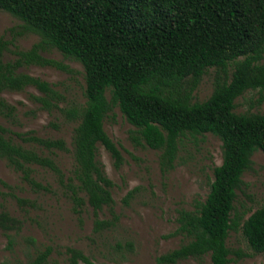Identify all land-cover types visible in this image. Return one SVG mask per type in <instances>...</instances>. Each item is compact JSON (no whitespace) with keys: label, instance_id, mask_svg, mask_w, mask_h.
<instances>
[{"label":"trees","instance_id":"trees-1","mask_svg":"<svg viewBox=\"0 0 264 264\" xmlns=\"http://www.w3.org/2000/svg\"><path fill=\"white\" fill-rule=\"evenodd\" d=\"M0 10L41 39L27 51H16L13 62L2 61L6 44L0 40V116L13 120L16 111L1 94L26 87L42 94L34 98L42 108L57 109L59 97L47 82L17 72L23 65L70 72L43 57L40 53L46 48L80 63L84 78V104L61 110L77 123L72 136L74 167L66 183L51 158L54 150L68 151L61 139L15 133L39 149L26 148L0 126V159L33 186L38 184L32 165L54 172L77 213L85 204L92 209L98 232L118 219L113 184L97 160L102 146L116 165L121 162L103 127L115 109L134 128L130 140L135 146L160 152L163 172L174 168L183 140L211 134L221 142V164L212 170L204 200L192 211L177 213L173 235L186 241L156 261L177 264L208 256L210 264H230L227 239L238 230L251 251L264 253V207L246 219L235 209L253 154H264V114L234 111L245 92L264 91V0H0ZM210 69L215 71L211 95L192 102ZM104 209L112 220L98 218ZM13 222L0 214L1 229ZM50 253L46 248L26 264H47ZM66 253L67 264H96L77 249Z\"/></svg>","mask_w":264,"mask_h":264},{"label":"rangeland","instance_id":"rangeland-1","mask_svg":"<svg viewBox=\"0 0 264 264\" xmlns=\"http://www.w3.org/2000/svg\"><path fill=\"white\" fill-rule=\"evenodd\" d=\"M0 40L6 44L2 61L13 62L16 51H27L41 39L26 32L19 19L0 10ZM40 54L67 66L70 72L37 65H23L17 72L47 82L59 97L57 109L42 108L34 100L42 94L33 87L4 91L2 98L16 111L13 120L0 116V126L26 148L39 149L22 142L15 133L63 140L68 151L54 150L51 158L66 183L74 167L72 136L77 123L67 120L61 110L84 104L83 68L54 48H46ZM214 76V69L206 72L192 94V102H203L211 95ZM234 111L264 114V91L245 92L237 98ZM103 127L121 155V162L116 165L108 151L102 146L97 149V160L113 184L111 192L118 218L114 226L96 232L92 209L85 204L77 213L68 190L51 170L32 165V178L38 184L33 186L5 159H0V214L6 213L14 220L7 229L0 228V264H26L46 248L51 250L47 264H67L68 248L81 251L96 264H159V256L186 241L181 235H173L178 226L177 213L182 209L192 211L197 202L204 200L212 170L221 164L220 140L211 134L188 137L183 140L174 168L163 172L160 152L132 143L134 128L118 109L105 118ZM242 182L235 209L246 219L264 207L263 153L253 154ZM98 218L112 220L105 209ZM227 246L232 251L230 264H264V253L251 251L241 230L230 232ZM177 264H210V259L206 256L202 261L188 259Z\"/></svg>","mask_w":264,"mask_h":264}]
</instances>
